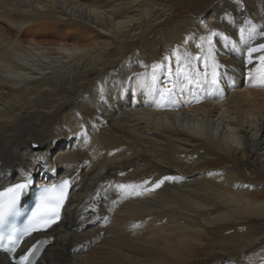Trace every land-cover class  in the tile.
<instances>
[{"label":"bare ground","instance_id":"1","mask_svg":"<svg viewBox=\"0 0 264 264\" xmlns=\"http://www.w3.org/2000/svg\"><path fill=\"white\" fill-rule=\"evenodd\" d=\"M196 2L0 0V188L72 183L60 222L27 241L53 237L36 264H264V86L245 62L264 0ZM211 31L219 88L184 84L158 107L154 67ZM166 176L142 196L114 188Z\"/></svg>","mask_w":264,"mask_h":264},{"label":"snow or ice","instance_id":"2","mask_svg":"<svg viewBox=\"0 0 264 264\" xmlns=\"http://www.w3.org/2000/svg\"><path fill=\"white\" fill-rule=\"evenodd\" d=\"M244 30L241 29V40L250 41L255 39V33L243 35ZM221 36L218 31H211L207 36L201 37L200 42L196 47L198 51L180 53L178 49H173L170 56L164 59L168 61L167 65H156L153 70L152 80H156L155 71L157 69L165 71L164 87H160L158 83L153 85V92L156 95V104L158 107L171 106L176 95L177 87L182 85H191L193 87L208 86L218 89L224 73L221 69L224 67L217 59L213 45V38ZM259 36L264 37V31L259 32ZM227 39V37H225ZM259 54V55H256ZM173 59L175 66H173ZM246 64L251 65L258 62L259 71L254 73L250 70L249 78L252 81V86H264V43L253 44L247 49ZM199 102V101H197ZM83 127V125H81ZM111 155V153H109ZM121 176L124 173H120ZM177 179L176 177H163L162 179L152 183L151 187H144L142 191L138 190L141 185L133 183H118L114 185L117 192L122 193L125 198L129 196H142L148 192H154L169 180ZM30 180L17 182L10 187L0 191V224H3L7 217L13 215L17 211V204L21 195L27 191ZM150 182L145 180L143 185ZM69 179H64L59 185L51 188H45L39 198L35 210L32 212V225H40V228L30 226L23 232V236H29L32 232L45 230L52 224H55L60 219V210L65 201L69 198V190L71 188ZM115 203V201H114ZM13 231H15L13 229ZM17 239L11 234L5 235L0 232V245L10 243L15 251ZM47 240L36 241L23 254H20L17 259V264H34L33 257L40 255L41 245L46 244Z\"/></svg>","mask_w":264,"mask_h":264},{"label":"rangeland","instance_id":"3","mask_svg":"<svg viewBox=\"0 0 264 264\" xmlns=\"http://www.w3.org/2000/svg\"><path fill=\"white\" fill-rule=\"evenodd\" d=\"M207 2H209V0L208 1L207 0H200V3L197 5V2H196L195 6L198 7L199 10H201L207 4ZM190 7H192V6H190ZM181 15H178L177 17L180 18ZM43 35H44L45 38L47 37L46 40H51V37H52L51 34H47V35L46 34H42V36ZM33 147H36V146H33ZM34 149H37V147L34 148ZM256 183H260V182H256ZM254 223L264 226V220H254ZM218 235H219V233L212 234L214 239H217V237H219ZM263 241H264V236L261 239H258L256 243L259 244V243H261ZM242 254H241V257H240V263L239 264H250V263H252V261L250 259V254H248L247 252L245 254L244 253H242ZM220 261H221V262H219L220 264H235L233 259L232 260L222 259Z\"/></svg>","mask_w":264,"mask_h":264}]
</instances>
